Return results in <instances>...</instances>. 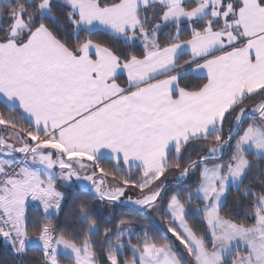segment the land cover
I'll list each match as a JSON object with an SVG mask.
<instances>
[{"label":"snow or ice","instance_id":"6c2138e0","mask_svg":"<svg viewBox=\"0 0 264 264\" xmlns=\"http://www.w3.org/2000/svg\"><path fill=\"white\" fill-rule=\"evenodd\" d=\"M0 239L264 264V0H0Z\"/></svg>","mask_w":264,"mask_h":264},{"label":"trees","instance_id":"16d2710c","mask_svg":"<svg viewBox=\"0 0 264 264\" xmlns=\"http://www.w3.org/2000/svg\"><path fill=\"white\" fill-rule=\"evenodd\" d=\"M66 210H67V206H66ZM241 218H243V217H241ZM31 255L38 256L39 251L37 250L36 252L32 253ZM15 260H16V257H14L11 254V249L9 248L7 243L4 242L2 239H0V261L7 262V264H14ZM62 263L70 264V261L65 259L62 261Z\"/></svg>","mask_w":264,"mask_h":264},{"label":"rangeland","instance_id":"374dc122","mask_svg":"<svg viewBox=\"0 0 264 264\" xmlns=\"http://www.w3.org/2000/svg\"><path fill=\"white\" fill-rule=\"evenodd\" d=\"M62 264H64V263H62Z\"/></svg>","mask_w":264,"mask_h":264}]
</instances>
